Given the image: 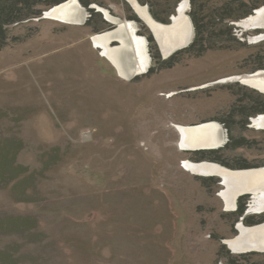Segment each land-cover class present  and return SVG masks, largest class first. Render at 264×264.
Masks as SVG:
<instances>
[{
	"label": "rangeland",
	"instance_id": "374dc122",
	"mask_svg": "<svg viewBox=\"0 0 264 264\" xmlns=\"http://www.w3.org/2000/svg\"><path fill=\"white\" fill-rule=\"evenodd\" d=\"M78 1L87 11L83 23L42 13L9 25L0 47V264H264V252L249 256L224 242L238 221L256 224L259 216L247 217L259 213L233 217L223 193L230 185L210 178L224 172L185 165L264 154V127L252 125L264 114V92L222 80L264 78L263 69L251 72L264 64V36L254 38L264 26L240 22L251 12L232 22L231 35L213 36L227 47L198 56L180 48L164 57L132 0ZM173 1L136 0L154 20L149 6ZM195 2L199 19L213 3ZM91 3L135 22L145 39V71L125 78L96 47L93 35L118 25L89 10ZM191 7L188 0L184 14L192 23ZM213 121L227 139L195 159L189 151L197 148L181 146L179 127Z\"/></svg>",
	"mask_w": 264,
	"mask_h": 264
},
{
	"label": "bare ground",
	"instance_id": "6f19581e",
	"mask_svg": "<svg viewBox=\"0 0 264 264\" xmlns=\"http://www.w3.org/2000/svg\"><path fill=\"white\" fill-rule=\"evenodd\" d=\"M132 3L138 13H141L146 18V22L151 26L154 33L156 31L157 34L155 33V38L163 50L164 57L190 43L193 29L189 16L184 14V10L188 5V0H182L179 3L177 15L173 14L172 23L170 22L166 25L161 22H156V20H154L146 11L145 7H141L142 5L137 3L136 0H132ZM91 6L98 8V10L104 13L106 18L118 25V27L113 30H106V32L93 35L92 38L98 47H101L103 50L102 53L113 60L116 65L113 64L118 66L120 69L119 73L121 72L123 75L120 74L125 78H130L134 74L145 71L148 56L144 50L145 39L142 35L135 32L134 22L131 20H122L121 18L111 15L107 9L95 3H91ZM44 16L69 23L81 24L86 19L87 11L78 0H65L46 10ZM240 22L245 26L253 25L252 27L255 28L263 27L264 5L254 9L252 15ZM261 34H259L261 36L257 35L254 38L260 39L264 36V33ZM115 37L121 39L122 45L120 40ZM112 39L118 40L120 44L112 45L110 42ZM258 74L259 72L248 75H235L229 79L239 80L244 84L251 85L264 91V78ZM222 80L225 81L228 79L224 78ZM252 125L253 127L256 126L258 128L264 127V114L252 118ZM179 129L181 133V146L183 148L188 146V148L217 147L218 145H221L223 140L224 129L221 124L214 121L202 125L179 127ZM185 165L187 168L189 167L190 169L199 172H224V180L227 185H230L226 192L225 190L223 191L226 202L229 206L233 205L231 193L237 195L244 190L252 192L264 191L263 169H252L245 172L230 173L220 169L217 170L215 166L206 162L192 163L188 161ZM229 179L231 180L230 182ZM237 181L238 183H236ZM232 182H234V184ZM257 205H264V197H260L257 201ZM240 229L241 233L238 237L227 240L232 249L237 251L264 250V223L250 228L240 226Z\"/></svg>",
	"mask_w": 264,
	"mask_h": 264
},
{
	"label": "trees",
	"instance_id": "16d2710c",
	"mask_svg": "<svg viewBox=\"0 0 264 264\" xmlns=\"http://www.w3.org/2000/svg\"><path fill=\"white\" fill-rule=\"evenodd\" d=\"M63 1L65 0H0V47L6 44L7 41L6 33L8 30L7 27L9 25L19 24L22 21L30 20L32 17H41L44 10L51 8L54 5L61 3ZM139 1L143 2L144 0H139ZM207 1H209V3L212 2L213 3L210 4V6L208 7L202 6L201 10L205 9V11H201L199 8L201 12H205L202 13L203 18L199 19L195 15L196 13L195 9H198L195 7L196 2L195 0H191L192 9L189 11V15L191 16L192 23L194 24L193 26H195L194 27L195 33L189 45L182 48L184 50L190 51V53L197 56L201 55L202 53H204V51L208 49H213L218 47L224 48L225 46L227 47L226 42L213 41V40H217L214 39L213 36L222 35L225 32L231 35L232 34L231 29L233 27L232 22L249 15L251 12L254 11L256 7L264 4V0H227V2H223L221 5L215 3L216 2L215 0H207ZM177 4H178V0H174L172 4L165 5V8L154 9L153 6L151 5L149 6V10L151 15L156 20L162 23H169L170 16L175 13ZM89 10L92 11L93 9L89 8ZM132 17L134 18V16ZM203 20H206L205 23L204 24L201 23V26H199L200 21ZM227 22H231V23L228 25ZM147 38L149 40V45H150V43L153 41V37L152 35L148 34ZM150 50H152L151 45H150ZM258 69L264 70V64H262L260 68L254 69L251 72H255ZM213 150L214 149H195V150H190L189 153L193 154V157L197 159L200 157L205 158L206 157L205 154L215 152ZM256 216L257 217L259 216V219L258 221H256V223L264 221V212ZM254 253L255 252L250 251L247 254H249L250 256ZM233 257H235L236 259L243 258L244 254H240L238 256H233ZM226 264H230V263L226 262ZM250 264H257V263L251 262Z\"/></svg>",
	"mask_w": 264,
	"mask_h": 264
},
{
	"label": "flooded vegetation",
	"instance_id": "af4514ba",
	"mask_svg": "<svg viewBox=\"0 0 264 264\" xmlns=\"http://www.w3.org/2000/svg\"><path fill=\"white\" fill-rule=\"evenodd\" d=\"M260 6H262V5H260ZM260 6H258V7H256V8H259ZM255 8V9H256ZM137 12V11H136ZM140 16V15H139ZM242 19V18H241ZM240 20V19H239ZM243 20V19H242ZM131 21H133V20H131ZM134 22V21H133ZM134 24H135V22H134ZM136 26V25H135ZM136 31V30H135ZM104 32V31H103ZM100 33H102V32H100ZM97 34V33H96ZM113 45V44H112ZM96 47H98V46H96ZM98 48H100L101 49V47H98ZM103 51V50H102ZM109 59V58H108ZM110 60V59H109ZM111 61V60H110ZM112 62V61H111ZM113 63V62H112ZM231 77H234V76H231ZM230 77H227V79L228 80H233V79H229ZM248 85V84H247ZM253 87V86H252ZM254 88H256V87H254ZM258 90H259V88H257ZM262 91V90H261ZM264 92V91H263ZM246 120H248L249 121V118H248V116L246 115ZM248 124V122H246L245 121V125H247ZM248 126V125H247ZM226 134H225V132H224V134H223V140H222V143L224 144L225 143V141H226ZM221 143V145H219V147L220 146H222L223 144ZM218 147V146H217ZM217 149H219V148H215L213 151H215L216 152V150ZM216 159L215 160H217L218 162H214V163H216L215 165H212V166H215L216 167V169H218V167H221V168H223V166H226V167H230V168H243V169H237V170H231V169H228V170H230V171H237V172H232V173H239V172H245L246 170H254V169H258V170H261V169H263L264 170V154L262 155V156H260V157H258V156H255V157H253V160L254 161H247L246 159H243V160H241V161H238L237 163H233V162H231V161H229V162H227V161H223L220 157H215ZM236 158H238V157H236ZM203 160H201V161H198V163L199 162H202ZM207 163V162H206ZM210 164V163H209ZM223 165V166H222ZM225 168V167H224ZM260 168V169H259ZM215 169V170H216ZM227 169V168H226ZM243 170V171H242ZM218 175V174H217ZM219 176H221V177H219ZM212 178H213V180L215 181V183L218 185V187H221V179H222V181H223V184H224V177H223V174H219L218 176H215V174H213V176H212ZM221 190V189H220ZM219 190V191H220ZM219 191H218V194H219ZM248 191V192H247ZM241 192H244L243 194H241V195H239L238 197H237V199H236V196L238 195H235V193H231V197H232V199H233V205L232 206H229L228 204H227V206L228 207H232V208H225L226 210H229L228 212H229V214H232V216L234 217L236 214H238V216H239V218L241 217L242 218V220H243V218L245 217V216H247V215H249V214H252V213H263L264 212V205H262V206H258L257 205V201L260 199V197L262 198V197H264V191H257V192H252V191H249V190H244V191H241ZM240 192V193H241ZM241 198V199H240ZM223 199V198H222ZM235 202H236V208L234 209V207H235ZM225 207H226V205H225ZM258 207V208H257ZM234 209V210H233ZM225 211V210H224ZM235 214V215H234ZM252 217H256V215L255 216H253V215H249L248 217H247V220H251V219H253ZM244 222V221H243ZM243 222H241V221H238L237 223H236V227L238 228V232L234 235V237L233 238H236L238 235L237 234H239L240 232H241V229H240V226H243V227H245V228H250V227H253V226H256V225H259V224H262V223H264V221H262V222H259V223H256V224H252V225H246V224H244ZM232 225H234V222H233V224ZM234 229H236L235 228V226H234ZM237 230V229H236ZM230 239H232V237L231 238H226V239H224V242H225V244L228 246L229 245V243H228V241L227 240H230ZM231 247V246H230ZM229 247V248H230ZM237 251V250H236ZM264 251V250H263ZM237 252H246V251H237Z\"/></svg>",
	"mask_w": 264,
	"mask_h": 264
},
{
	"label": "crops",
	"instance_id": "0c3cea01",
	"mask_svg": "<svg viewBox=\"0 0 264 264\" xmlns=\"http://www.w3.org/2000/svg\"><path fill=\"white\" fill-rule=\"evenodd\" d=\"M138 3V2H137ZM140 5H142V4H140ZM141 7H145V9H146V6L145 5H142ZM146 11H147V9H146ZM148 12V11H147ZM137 13H138V11H137ZM139 14V13H138ZM140 15V14H139ZM140 17H141V15H140ZM144 20H145V18H143ZM177 124H182V125H186L185 123H177ZM225 132V131H224ZM226 134V133H225ZM219 146V145H218ZM223 146V145H222ZM221 146V147H222ZM215 148H219V147H198L197 149H215ZM199 163H202V162H199ZM223 166V165H222ZM224 167L225 168H227V169H224ZM218 169H222V170H224V171H226V172H237V171H230V170H228V169H231V170H237V169H243V168H230V167H226V166H223V168H221V167H218ZM254 170H256V169H254ZM243 171V170H242ZM246 171H250V170H246ZM225 172V173H226ZM219 177H221V176H219ZM236 183H238V181L236 182ZM223 181H222V179H221V188L223 187ZM220 188V189H221ZM219 189V190H220ZM244 192H241V193H238V195H241V194H243ZM218 194V193H217ZM238 195L236 196V199H237V197H238ZM222 199V198H221ZM223 200V199H222ZM224 201V200H223ZM236 208V202H235V207H234V209ZM233 209V210H234ZM226 210V209H225ZM235 228L237 229V232H238V228L235 226ZM235 235V234H234ZM233 235V236H234ZM238 237V236H237Z\"/></svg>",
	"mask_w": 264,
	"mask_h": 264
},
{
	"label": "water",
	"instance_id": "95a60500",
	"mask_svg": "<svg viewBox=\"0 0 264 264\" xmlns=\"http://www.w3.org/2000/svg\"><path fill=\"white\" fill-rule=\"evenodd\" d=\"M90 7L92 8L93 6H89L88 8H90ZM175 10H176V12L178 13V7H176ZM43 15H44V12H43ZM172 16H173V14L170 16V20H171V22H172ZM107 21L110 22V20H108V19H107ZM156 22H158V21H156ZM190 23H191V21H190ZM167 24H168V23H167ZM233 24H236V23H233ZM164 25H166V24H164ZM236 25H237V24H236ZM191 26H192V23H191ZM192 28H193V27H192ZM255 29L258 30V29H262V28L259 27V28H255ZM259 34H260V33H259ZM187 45H188V44H186V45H184V46H182V47H180V48L186 47ZM180 48H179V49H180ZM241 222H242V221H241ZM250 251L264 252V251H259V250H249V251H247V252H250Z\"/></svg>",
	"mask_w": 264,
	"mask_h": 264
}]
</instances>
